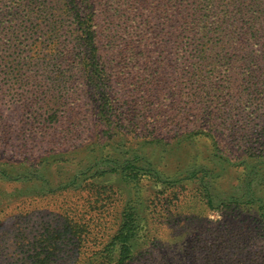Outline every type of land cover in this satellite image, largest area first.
<instances>
[{"label":"rangeland","instance_id":"374dc122","mask_svg":"<svg viewBox=\"0 0 264 264\" xmlns=\"http://www.w3.org/2000/svg\"><path fill=\"white\" fill-rule=\"evenodd\" d=\"M132 3L125 0L119 13L126 19H107L103 27L137 32L148 19L152 40L133 57H121V47L109 50L105 80L86 74L95 67L81 64L85 47L77 36L67 46L72 58L60 67L65 79L48 74L57 64L43 58L47 50L24 66L32 75L26 91L0 66V264H32L38 251L42 264L91 257L104 250L116 211L128 203L155 215L159 239L127 264H264L262 217L235 204L249 181L264 196L263 42L246 50L258 59L223 63L224 74L212 77L205 66L180 76L172 44H155L162 27L157 0ZM117 7L99 9L100 20ZM27 54L37 60L36 50ZM104 84L113 87L110 95ZM137 159L159 175L141 170L130 180L113 170ZM204 187L213 207L200 199ZM55 231L57 239L40 247L39 239Z\"/></svg>","mask_w":264,"mask_h":264},{"label":"trees","instance_id":"16d2710c","mask_svg":"<svg viewBox=\"0 0 264 264\" xmlns=\"http://www.w3.org/2000/svg\"><path fill=\"white\" fill-rule=\"evenodd\" d=\"M138 1L141 0H133L132 4L136 5ZM157 2L158 11L162 13L159 26L162 27L159 28V40L155 44L161 46L172 44L178 75L190 77L198 72L202 73L205 66H211L212 77H216V74H224L219 68L223 63L232 64L239 59L253 61L261 56L250 54L246 50L260 41L264 46V0H157ZM12 3L7 6L5 0H0V66L4 67L6 76L16 77L24 91L27 90L24 83L32 76L24 66L38 63L44 50L47 52L43 58L49 62L56 60L53 63L57 64V68L47 71L48 74L51 73L58 79L68 77L67 71H60V67L68 57L73 56L67 46L74 36L79 38L80 46L85 47L83 56L78 57L81 64L95 67L89 69L86 74L96 75L100 80L108 77L109 55L106 53L109 50L121 47V57H133L136 48L152 40L150 32L144 29L148 25V19L140 22L141 25H138L140 29L137 32L126 33L125 30L116 32L103 27L104 23L108 22L107 19L114 23L115 20L127 18V13L119 14L125 10L123 8L125 0H112V3L108 0H15ZM109 5L115 7L118 5L117 12L100 20L99 9L107 8ZM129 5L131 7V3ZM129 15L131 19L134 13L130 11ZM35 35L32 45L25 44L26 40ZM105 41L110 48L104 49ZM226 49L229 50L224 52ZM33 50L38 53L35 54L36 57L32 56L37 59L35 62L34 59L28 60L27 53ZM71 66L70 72L77 69L74 62ZM179 69H183L182 72H179ZM101 88L107 95L113 92V87L108 84L102 85ZM214 89L217 90L216 86ZM71 90L77 92L79 89L75 87ZM51 103V100H47L46 108L49 112L53 106ZM249 154L255 153L249 151ZM137 161L118 163L113 170L130 180L137 178L141 170L155 176L159 175V171L152 167L151 163L140 166V160ZM3 173L9 177L8 172L3 170ZM251 182L247 183L249 189L243 195L247 200L241 201L244 199L241 197L235 204L241 208L248 206L252 211L255 209V214L261 216L264 222V196L251 187ZM204 189L200 199L213 207L215 205L213 195L206 187ZM2 201L3 199L0 200ZM113 219L116 225L114 233L104 250L95 252V255L87 258L75 257L69 264H127L134 260L144 245L159 239L155 215L151 216L142 204L128 203L116 211ZM262 230L264 233V227ZM57 235L58 231H55L41 237L39 246L43 247L50 239H57ZM41 253L38 251L32 255V264L43 263Z\"/></svg>","mask_w":264,"mask_h":264}]
</instances>
